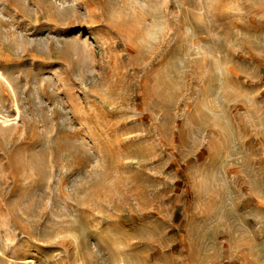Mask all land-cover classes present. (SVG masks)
Segmentation results:
<instances>
[{"label": "rangeland", "instance_id": "374dc122", "mask_svg": "<svg viewBox=\"0 0 264 264\" xmlns=\"http://www.w3.org/2000/svg\"><path fill=\"white\" fill-rule=\"evenodd\" d=\"M0 71V264H264V0H0Z\"/></svg>", "mask_w": 264, "mask_h": 264}, {"label": "bare ground", "instance_id": "6f19581e", "mask_svg": "<svg viewBox=\"0 0 264 264\" xmlns=\"http://www.w3.org/2000/svg\"><path fill=\"white\" fill-rule=\"evenodd\" d=\"M4 76H3V73L0 71V78H3ZM19 115V112H17L16 113V117ZM0 120L5 124V123H8V122H10V121H12V119L11 118H8V117H5L4 115H2L1 113H0Z\"/></svg>", "mask_w": 264, "mask_h": 264}]
</instances>
